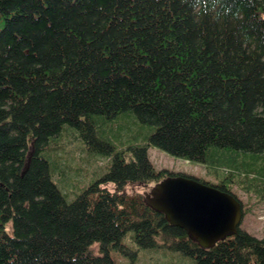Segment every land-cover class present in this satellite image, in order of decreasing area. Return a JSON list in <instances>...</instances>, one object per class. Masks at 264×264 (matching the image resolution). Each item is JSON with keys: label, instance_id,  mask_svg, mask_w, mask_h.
<instances>
[{"label": "trees", "instance_id": "obj_1", "mask_svg": "<svg viewBox=\"0 0 264 264\" xmlns=\"http://www.w3.org/2000/svg\"><path fill=\"white\" fill-rule=\"evenodd\" d=\"M67 130L111 161L71 200L51 146ZM150 146L264 196V0H0V264H264V237L204 248L147 203L181 174Z\"/></svg>", "mask_w": 264, "mask_h": 264}, {"label": "rangeland", "instance_id": "obj_2", "mask_svg": "<svg viewBox=\"0 0 264 264\" xmlns=\"http://www.w3.org/2000/svg\"><path fill=\"white\" fill-rule=\"evenodd\" d=\"M110 124L113 125L112 122H106L103 125H108L107 128H111ZM123 127V131L127 136L137 129L135 120L132 118L129 124ZM111 138L117 150L127 148V139L120 138L118 135H112ZM51 146H56L58 149L57 152L53 153L58 156L56 160L63 171V175H59L56 180L64 188V191L68 193L67 198L69 200L73 199L82 188L87 186L92 180L100 177L110 167V159L104 156H90L93 161L91 164L87 163L88 146L78 139L76 132L73 130H67L59 134ZM148 153L153 165L158 170L166 168L173 172L196 176L215 184L219 181L215 176L207 172V167L202 163L175 157L155 146H150ZM224 173V168H221L220 174L223 176ZM227 184L243 203L244 216L240 225L241 228L257 237H264V196H259L258 193L248 190L245 185H239L235 182L230 183V185L227 182ZM151 187L147 191L136 185H129L126 190L128 193H135L136 190L144 193L145 191L149 192ZM126 244L128 243L126 242ZM128 246L130 245L128 244ZM132 246L136 247V244L133 243ZM98 248V245H95L96 251H98ZM112 255L119 259L122 264L126 263L127 259L129 260V258L119 254L112 253ZM140 255V262L137 261L134 264H193L191 258L181 252L170 250H167V253H149V251L145 250L141 251Z\"/></svg>", "mask_w": 264, "mask_h": 264}, {"label": "water", "instance_id": "obj_3", "mask_svg": "<svg viewBox=\"0 0 264 264\" xmlns=\"http://www.w3.org/2000/svg\"><path fill=\"white\" fill-rule=\"evenodd\" d=\"M146 200L204 248L237 233L244 216L243 203L233 193L183 174L157 182Z\"/></svg>", "mask_w": 264, "mask_h": 264}, {"label": "bare ground", "instance_id": "obj_4", "mask_svg": "<svg viewBox=\"0 0 264 264\" xmlns=\"http://www.w3.org/2000/svg\"><path fill=\"white\" fill-rule=\"evenodd\" d=\"M192 176V175H191ZM196 177V176H195Z\"/></svg>", "mask_w": 264, "mask_h": 264}]
</instances>
